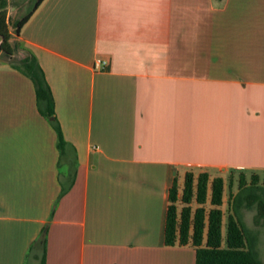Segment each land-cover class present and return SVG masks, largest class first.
Masks as SVG:
<instances>
[{
	"label": "crops",
	"instance_id": "obj_1",
	"mask_svg": "<svg viewBox=\"0 0 264 264\" xmlns=\"http://www.w3.org/2000/svg\"><path fill=\"white\" fill-rule=\"evenodd\" d=\"M18 40L67 145L0 51V264H195L174 177L264 176V0H43Z\"/></svg>",
	"mask_w": 264,
	"mask_h": 264
},
{
	"label": "trees",
	"instance_id": "obj_2",
	"mask_svg": "<svg viewBox=\"0 0 264 264\" xmlns=\"http://www.w3.org/2000/svg\"><path fill=\"white\" fill-rule=\"evenodd\" d=\"M42 1L37 0L26 15L11 21L7 0H0V51L14 68L31 79L40 114L56 131L61 152L67 143L56 117L52 90L36 57L21 48L18 40L22 28ZM20 50L25 52V57L14 60ZM66 190L62 188L61 195ZM248 210H255L254 225L264 227V176L252 173L248 177L245 171L235 169L226 177L188 170L182 180L178 175L174 177L168 192L164 243L193 247L195 264H263L258 251V232L245 220Z\"/></svg>",
	"mask_w": 264,
	"mask_h": 264
},
{
	"label": "rangeland",
	"instance_id": "obj_3",
	"mask_svg": "<svg viewBox=\"0 0 264 264\" xmlns=\"http://www.w3.org/2000/svg\"><path fill=\"white\" fill-rule=\"evenodd\" d=\"M20 1H22V0H12L13 5L11 4V7L13 9L9 8V12H10L9 17H10L11 21L19 19L20 17L26 15L30 10H32L35 3L37 2V0H24L23 7L17 9V6H18ZM10 25H11V22H10ZM18 57H20V54L17 55L16 57H14L13 59L19 60ZM246 174L248 177H250L249 173H246ZM237 178H238V172L234 173V179L236 180ZM235 190H236V187H235ZM227 202H228V191H227V195L225 196V205L226 206H227ZM254 214H255V210L246 211L245 212V220H246V222L250 228H252L254 231L258 232V236H259L258 251H259L260 257H261L263 264H264V227L254 225V223H253Z\"/></svg>",
	"mask_w": 264,
	"mask_h": 264
},
{
	"label": "built area",
	"instance_id": "obj_4",
	"mask_svg": "<svg viewBox=\"0 0 264 264\" xmlns=\"http://www.w3.org/2000/svg\"><path fill=\"white\" fill-rule=\"evenodd\" d=\"M107 65V61L104 59L97 58L94 61L93 68L95 70H101Z\"/></svg>",
	"mask_w": 264,
	"mask_h": 264
}]
</instances>
